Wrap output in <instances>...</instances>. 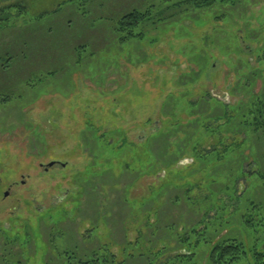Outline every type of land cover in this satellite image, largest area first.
Here are the masks:
<instances>
[{"label":"rangeland","instance_id":"1","mask_svg":"<svg viewBox=\"0 0 264 264\" xmlns=\"http://www.w3.org/2000/svg\"><path fill=\"white\" fill-rule=\"evenodd\" d=\"M176 1L0 0L17 3L0 11V264H160L184 238L208 264L201 241L251 239L231 175L264 171V133L237 132L243 156L225 160L231 132L201 124L222 122L218 97L244 109L264 90V70L241 67L258 64L264 0ZM150 4L142 35L122 40L121 15ZM251 187L243 198L263 202Z\"/></svg>","mask_w":264,"mask_h":264},{"label":"trees","instance_id":"2","mask_svg":"<svg viewBox=\"0 0 264 264\" xmlns=\"http://www.w3.org/2000/svg\"><path fill=\"white\" fill-rule=\"evenodd\" d=\"M241 1L243 0H178L173 2L170 8L175 6V8H177V10L180 9L181 12H190L197 8L200 10L205 8H219L221 6L234 8ZM13 4L15 5L17 3ZM13 4L4 6L0 9V11L6 8L13 9ZM18 7L19 8L16 9V12L19 13V15L24 13V6L19 4ZM155 7V4H150L146 7L144 12H140L138 9H133L128 13L121 15V18L116 23V26H114L116 32L121 35V39H132L142 35L143 25L152 22V15H157V11L161 10L157 8L155 9ZM161 19L167 18L162 17ZM256 62L258 63L257 66H249L248 63L250 64V61H246V63L244 62L241 64V67L242 69L244 66L246 68L248 67V72L254 71L255 73L262 69L264 70V44L262 45L260 54L257 55ZM257 68L261 69L257 70ZM240 78L241 75L237 79ZM262 81L264 82V79H262ZM226 82L228 83V81ZM234 85H236V83ZM249 86L252 87L253 83L249 84ZM251 87L243 86V88H250L253 90ZM233 88H230L229 93L233 91ZM228 90L229 89H227V91ZM249 93L251 92L249 91ZM257 93L258 94H252V99L247 103V107L244 108L245 110L242 109L244 104L241 101H236V103L230 104L223 102V100H220L218 97L217 100L219 101V104L222 105L221 111L223 112V115L215 117L214 121L222 120V122L212 126L206 124L207 121L204 120L201 124L205 132L203 137L210 134H220V136H226V132H231L232 136L229 139L231 142L225 148V152L228 155V158L225 160L229 159L230 152L235 153L238 151L243 156V150L247 146V137L237 140L235 139V134L237 132H255V134L258 133L259 136L261 133H264V90ZM206 95L208 97L210 93L208 92ZM195 123V120L192 122L186 121L185 125L187 126L189 124L187 127H191V125L196 126ZM179 125H181V122H179ZM213 151L214 150L210 151V153ZM217 154H220L219 149H217ZM214 168L215 166L210 169V171L212 172ZM234 174L235 175H231L235 177L232 181V190L236 193V198H234V200L238 201V204L247 205L244 211L239 210L238 212V214H240V225L243 229L247 230L250 235H252L250 236L251 239L249 240L246 237L239 238L237 235H233L228 232L226 235L217 236L216 239L211 238L207 239L208 241L203 240L199 244H203L208 247L206 256L208 264H237L243 260H251L253 264H264V201L255 202L252 199L243 198V194L247 192L248 188H253L251 185L254 183V180H259L262 184V188L264 189V171L261 169L245 171L244 165L240 164V166L234 170ZM241 178L244 179L243 181H245V185L247 183L244 188L241 186L242 184L239 183ZM239 185L243 188V191L240 194H238ZM194 231L197 230L195 229ZM201 235L202 234L200 233V236ZM187 240V238L180 240L181 249L178 250L179 252L172 250V252L170 251V253L164 254L163 257H166L169 254L172 257L170 259L168 258L165 263L163 262L160 264H199V261L195 260L196 254L193 251V247H191V242H188ZM93 263H95L94 259L84 262V264ZM149 264L151 263L149 262Z\"/></svg>","mask_w":264,"mask_h":264},{"label":"crops","instance_id":"3","mask_svg":"<svg viewBox=\"0 0 264 264\" xmlns=\"http://www.w3.org/2000/svg\"><path fill=\"white\" fill-rule=\"evenodd\" d=\"M149 1H152V0H139V4L141 5V6H145L146 4H147V2H149ZM62 44V43H61ZM64 45V44H63ZM47 56H49V58L52 60L53 59V56H52V52L49 54V53H46V56L45 57H47ZM51 60H49V62L51 61Z\"/></svg>","mask_w":264,"mask_h":264},{"label":"flooded vegetation","instance_id":"4","mask_svg":"<svg viewBox=\"0 0 264 264\" xmlns=\"http://www.w3.org/2000/svg\"><path fill=\"white\" fill-rule=\"evenodd\" d=\"M53 162H55V161H53ZM48 168L47 167H45V170H47ZM8 193V191L6 192V194Z\"/></svg>","mask_w":264,"mask_h":264},{"label":"water","instance_id":"5","mask_svg":"<svg viewBox=\"0 0 264 264\" xmlns=\"http://www.w3.org/2000/svg\"><path fill=\"white\" fill-rule=\"evenodd\" d=\"M49 165H51V164H49ZM5 195H6V193H5Z\"/></svg>","mask_w":264,"mask_h":264}]
</instances>
